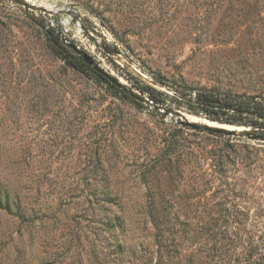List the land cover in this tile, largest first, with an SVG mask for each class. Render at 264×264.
<instances>
[{"label":"rangeland","instance_id":"obj_1","mask_svg":"<svg viewBox=\"0 0 264 264\" xmlns=\"http://www.w3.org/2000/svg\"><path fill=\"white\" fill-rule=\"evenodd\" d=\"M47 27L133 91L141 93L139 84L158 89L162 107L190 121L251 128L218 105L207 108L197 94L264 100V1L0 0V153L7 157L0 160V181L10 175L21 195L37 203L34 226L50 246L41 259L44 248L31 240L29 228L0 210V264H118L110 246L104 259L97 254L93 232L101 226L81 211L71 176L99 161L124 206L122 239L153 247L139 171L161 148L166 126L178 119L161 118L162 109L150 100L122 95L104 77L68 66ZM187 132L191 141L230 151L225 181L235 192L183 199L165 211L181 222L178 238L189 239L180 247L196 251L203 264H231L232 225L238 234L247 225L262 230L264 138ZM162 206L158 200V213ZM242 250L238 243L235 251Z\"/></svg>","mask_w":264,"mask_h":264},{"label":"trees","instance_id":"obj_2","mask_svg":"<svg viewBox=\"0 0 264 264\" xmlns=\"http://www.w3.org/2000/svg\"><path fill=\"white\" fill-rule=\"evenodd\" d=\"M239 1L258 3L259 0ZM46 31L50 43L56 51L63 53L62 56L68 66L81 72L92 71L96 76L104 77L88 65L82 57L73 54L74 50L68 44L53 35L52 28L47 27ZM105 79L109 81L107 78ZM109 82V86L114 87V84ZM136 88L141 93H148V100L152 104L163 105V99L160 97L161 91L158 89L146 84H139ZM115 89L122 95L127 94L118 87ZM197 98L207 108L213 109L218 105L224 112L231 111L233 117H238L241 124L247 125L251 129L264 128V100L249 97L246 100L237 101L229 98L220 101V98L212 94H197ZM158 115L163 118L164 113L160 112ZM225 121L231 123L229 120ZM189 129L193 128L181 124L179 120L174 124L167 125L162 135L161 148L143 163V167L139 171L144 180L145 217L153 228V247L149 248L140 242L130 244L122 239L126 230L123 215L124 206L119 198L120 195L113 193L109 186L108 171L99 161L90 170L82 169L81 173H74L71 176L72 185L70 187L72 189L70 190L71 193L77 194L75 196L77 200L81 199V211L87 217L95 215L98 218L97 222L101 226V231L99 233L94 231L93 235L97 234L96 239H98L99 247L97 254L101 255L103 259L107 256L110 246L114 250L112 252L119 256L118 264L207 263L203 262L201 255L196 251L187 252L186 247H180L182 244L187 245L189 239L184 241L183 238H178V233L181 232L179 227L181 222L177 217H170L165 208L167 204L172 207L183 199L206 200L211 195L222 193L225 188L228 192L227 197L231 196L235 190L229 188L225 180L229 162L233 161L230 158L233 156L230 155L227 148L191 141L187 132ZM193 130L215 136H227L217 132ZM254 135L264 138V133H255ZM227 137L231 138L232 136ZM3 159L6 161L7 157L0 153V160ZM162 179L165 180L159 182ZM15 185L10 175L0 181V210L12 214L20 223L29 228L31 240L44 248L40 252L41 259H47L50 254L48 237L41 234V228L36 229L34 226V218L38 215L40 208L36 207L37 203L34 204L25 199L21 195L18 185ZM243 193L248 194V191L243 189ZM158 200L161 206L163 205L160 213L157 212ZM162 201L164 202L162 203ZM231 222L234 224L236 221L231 219ZM258 227L262 230L254 229L256 232H252L253 228L247 225L242 227L241 233L238 234L236 227L232 225L235 231L230 232V243H228V246L232 247L229 249L231 264H264V219ZM93 235H86V238H91ZM192 237L194 236L191 235L190 238ZM88 243L91 245L92 241L88 240ZM111 243L112 245H110ZM238 243L242 244L243 250L236 252L235 246Z\"/></svg>","mask_w":264,"mask_h":264},{"label":"water","instance_id":"obj_3","mask_svg":"<svg viewBox=\"0 0 264 264\" xmlns=\"http://www.w3.org/2000/svg\"><path fill=\"white\" fill-rule=\"evenodd\" d=\"M14 1H19V0H14ZM68 46L72 48L77 55L83 58V60L90 66H92L96 71L101 73L105 78H107L111 83H113L115 86L120 88L123 92L129 94L133 98L139 101H148V99H145L141 93L135 92L132 90V88H129L125 83L121 82L117 77L112 75L110 72L106 71L103 69L101 66L98 64L94 63L93 59L84 51L80 50L76 44L73 42H68ZM152 103L151 101H149ZM154 107L161 108V112L164 114H170L174 115L181 124L189 126L193 129H198V130H204V131H209V132H217V133H222L227 136H232V137H245L247 139H254L257 136H255V133H264V128L258 129V128H242V129H231L223 125H213L206 123L204 121H190L188 116L184 114L183 112L179 110H173L170 108L162 107L158 104H153Z\"/></svg>","mask_w":264,"mask_h":264},{"label":"bare ground","instance_id":"obj_4","mask_svg":"<svg viewBox=\"0 0 264 264\" xmlns=\"http://www.w3.org/2000/svg\"><path fill=\"white\" fill-rule=\"evenodd\" d=\"M120 79V81L121 82H123L124 83V80L123 79H121V78H119ZM209 124H213V125H219L218 123H215V122H212V123H209ZM227 127V126H226ZM242 129V128H241Z\"/></svg>","mask_w":264,"mask_h":264}]
</instances>
